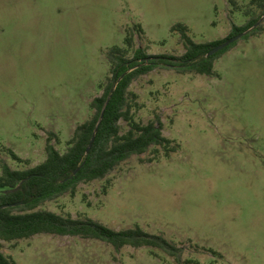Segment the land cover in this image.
<instances>
[{
    "label": "rangeland",
    "instance_id": "374dc122",
    "mask_svg": "<svg viewBox=\"0 0 264 264\" xmlns=\"http://www.w3.org/2000/svg\"><path fill=\"white\" fill-rule=\"evenodd\" d=\"M236 1L245 9L251 2ZM247 19L229 0H0V175L2 160L14 170L42 164L51 133L66 152L95 115L107 53L125 45L127 31L142 26L136 48L149 55L182 56L174 26L187 25L202 44L227 38ZM215 71L157 70L134 81L135 119L159 117L178 151L167 157L152 148L39 208L117 231L140 226L181 248V263L158 249L117 252L48 234L1 241L3 253L18 264H264V34L241 39Z\"/></svg>",
    "mask_w": 264,
    "mask_h": 264
},
{
    "label": "trees",
    "instance_id": "16d2710c",
    "mask_svg": "<svg viewBox=\"0 0 264 264\" xmlns=\"http://www.w3.org/2000/svg\"><path fill=\"white\" fill-rule=\"evenodd\" d=\"M229 4L233 12H242L248 19L243 26L233 24L230 35L223 40L200 44L190 36L187 25L178 24L172 28V32L180 34L185 46L186 52L182 56L149 55L143 48H136V34L145 33L142 26L127 31L125 45L114 46L107 53L110 72L102 86L103 95L91 103L95 115L77 127L66 152L56 149L53 145L56 135L51 133L47 139V159L42 164L27 170H14L6 161H1L0 207L6 208L0 209V264H18L3 253L1 241L27 240L42 234L97 240L112 246L117 252L126 247L158 249L181 263V248L164 236L150 234L140 226L117 231L90 218L75 219L39 208L66 194H74L82 183L105 180L130 158L144 155L152 148H163L167 157L178 151V147L172 146L173 141L165 137L159 117L148 124L135 119L133 109L137 107L138 96L130 88L134 81L157 70L217 76L216 60L240 41L209 57L213 49L238 35L245 34L242 39H250L264 34V25L260 23L264 17V0H251L246 9L236 0H229ZM103 113L95 143L88 153ZM122 121L129 127L126 133L123 132ZM8 151L18 163L25 162L13 150ZM19 186V191L8 193ZM184 264H193V261Z\"/></svg>",
    "mask_w": 264,
    "mask_h": 264
},
{
    "label": "water",
    "instance_id": "95a60500",
    "mask_svg": "<svg viewBox=\"0 0 264 264\" xmlns=\"http://www.w3.org/2000/svg\"><path fill=\"white\" fill-rule=\"evenodd\" d=\"M263 20H264V17L262 18L261 21H263ZM259 24H260V23H259ZM244 35H245V34H242V35H238V36H235V37L231 38V39H230L229 41H227L226 43H224V44L220 45L219 47L213 49V50L208 54V56H209V57H210V56H213L214 54H216V53H218V52L224 50L225 48H227L229 45H231V44H233V43H235V42H237V41H240V40L243 38ZM103 117H104V113H103V115H102V117H101V120H100L99 124L97 125L96 132L94 133V135H93V137H92L91 143H90L89 148H88V151H87L88 153H90L91 150H92V148H93V145H94L95 140H96L97 132H98V130H99V128H100V125H101V122H102ZM79 170H80V169L76 170L75 173H74V175H76V174L79 172ZM19 190H20V186H19L17 189H14V190H10V191H8V193L16 192V191H19ZM3 208H6V207H0V209H3Z\"/></svg>",
    "mask_w": 264,
    "mask_h": 264
}]
</instances>
